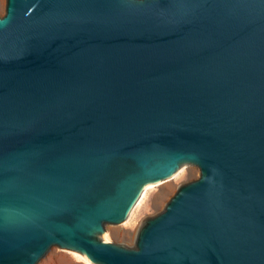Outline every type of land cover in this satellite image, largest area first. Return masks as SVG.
Returning <instances> with one entry per match:
<instances>
[{
  "label": "water",
  "instance_id": "obj_1",
  "mask_svg": "<svg viewBox=\"0 0 264 264\" xmlns=\"http://www.w3.org/2000/svg\"><path fill=\"white\" fill-rule=\"evenodd\" d=\"M201 176L100 238L144 187ZM264 264V0H7L0 264Z\"/></svg>",
  "mask_w": 264,
  "mask_h": 264
},
{
  "label": "rangeland",
  "instance_id": "obj_2",
  "mask_svg": "<svg viewBox=\"0 0 264 264\" xmlns=\"http://www.w3.org/2000/svg\"><path fill=\"white\" fill-rule=\"evenodd\" d=\"M7 0H0V17L5 15ZM183 173L162 180L150 188L145 197L135 205L128 218L121 223H107L105 233L100 238L131 248L137 247L142 228L155 216L162 213L179 189L201 176L200 168L195 164H186ZM151 185V184H149ZM148 186V185H147ZM39 264H89L83 256L62 249L51 250Z\"/></svg>",
  "mask_w": 264,
  "mask_h": 264
},
{
  "label": "bare ground",
  "instance_id": "obj_3",
  "mask_svg": "<svg viewBox=\"0 0 264 264\" xmlns=\"http://www.w3.org/2000/svg\"><path fill=\"white\" fill-rule=\"evenodd\" d=\"M185 166H186V164L181 165L172 177L179 176L180 173L182 174V173H183L182 171L185 170ZM159 182H162V181H159ZM159 182H155V183H159ZM149 184H151V185H149ZM147 185H148V186H147ZM147 185L144 187V189H143V191H142L140 197L138 198L136 204H137V203L139 204V202H141V200H142V199L145 197V195L147 194L148 190L154 186V185H152V183H148ZM136 204H135V205H136ZM135 205H134V207H135ZM134 207H133V208H134ZM133 208H132V209H133ZM83 258H84V257H83ZM84 259H85V258H84ZM85 260L88 261L87 259H85ZM88 263H89V264H92L90 261H88Z\"/></svg>",
  "mask_w": 264,
  "mask_h": 264
}]
</instances>
